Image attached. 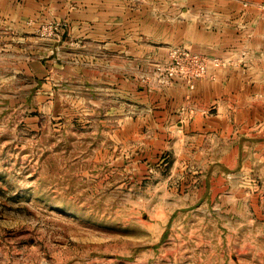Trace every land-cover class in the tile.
<instances>
[{"label": "rangeland", "instance_id": "rangeland-1", "mask_svg": "<svg viewBox=\"0 0 264 264\" xmlns=\"http://www.w3.org/2000/svg\"><path fill=\"white\" fill-rule=\"evenodd\" d=\"M163 15L177 27L130 46L124 109L104 84L60 85L56 66L49 102L36 76L26 91L21 78L0 86V264H264V137L231 125L223 140L193 118L181 125L182 104L178 119L159 107L175 84L190 96L247 67L251 50L222 43L233 30L217 13ZM67 27L50 14L34 28L53 62L72 51Z\"/></svg>", "mask_w": 264, "mask_h": 264}, {"label": "crops", "instance_id": "crops-1", "mask_svg": "<svg viewBox=\"0 0 264 264\" xmlns=\"http://www.w3.org/2000/svg\"><path fill=\"white\" fill-rule=\"evenodd\" d=\"M179 11L217 13V27L233 30L222 43L248 48L251 60L245 68L218 70L214 77L210 74L190 96L178 84L167 88L159 107L171 119H178L175 112L182 104L189 114L183 121L189 120L181 125H205L223 140L227 137L226 126L231 125L240 132L250 126L249 131L258 130V137H264V0H0V79L4 78L0 86H10L11 92L12 84L21 78L26 91L27 79L36 76L45 89L43 100L49 102L50 89L56 86L49 76L56 66L60 85L76 78L81 91H91L94 84H104L107 94L122 93L124 109L123 99L128 98L124 92L128 94L129 82L125 83L123 77L128 71L125 60L131 56L130 46L158 44L160 30L167 26L176 28L178 24L162 14ZM50 14L68 22L62 41L65 49L72 48L63 55L58 53L57 63L52 61L56 58L52 59L44 40L39 42L34 34L38 21ZM34 18H38L36 25ZM89 57L96 63L87 69L83 59ZM99 74L102 77L93 80ZM234 151L240 152L238 147Z\"/></svg>", "mask_w": 264, "mask_h": 264}, {"label": "built area", "instance_id": "built-area-1", "mask_svg": "<svg viewBox=\"0 0 264 264\" xmlns=\"http://www.w3.org/2000/svg\"><path fill=\"white\" fill-rule=\"evenodd\" d=\"M204 72H205V69H204V68H202V70H201V71H198V72H197V77L203 76V75H204ZM192 86H194V84H193V83H192Z\"/></svg>", "mask_w": 264, "mask_h": 264}]
</instances>
